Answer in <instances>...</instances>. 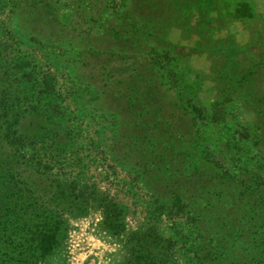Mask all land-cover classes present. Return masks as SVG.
Segmentation results:
<instances>
[{"label":"rangeland","instance_id":"374dc122","mask_svg":"<svg viewBox=\"0 0 264 264\" xmlns=\"http://www.w3.org/2000/svg\"><path fill=\"white\" fill-rule=\"evenodd\" d=\"M6 1L0 7V36L24 19H31L34 32L57 44L25 41L16 45L8 41L11 49L3 57V62L7 60L11 65L15 60L27 59L36 71L56 77L54 97L62 115L54 116L50 124L44 116L33 117L27 127L38 129L39 124H46L68 130L74 144L60 153L61 161H49L43 155L42 161H49L54 173L93 184L98 197L121 204L127 230L147 223L151 209L149 190L139 177L142 166L134 165V161L123 162V93L134 72L150 71L146 77L155 79L152 86L157 87L166 103L162 116L167 115L171 124L165 131H172L179 140H198L187 146L196 152L198 165H209L216 173L229 175H237L243 168L257 169L264 179V168L255 166L259 153L252 128L257 118L254 110L236 95L224 103L217 121L211 116L218 109L215 102L222 99L217 89L219 75L214 69L217 60L211 52L222 46L232 47L240 58L259 51L264 46V0H239L252 7L253 15L248 18L227 14L238 0H218V4L217 0H207L215 6H207L202 16L192 5L197 0H182V25L174 19L158 35L142 27L138 15L144 9L143 0H45L48 6L36 3L34 7H26L20 0ZM18 4L28 12L18 10ZM74 45L82 50L79 57H86L84 61L74 59L68 65L66 60L56 67L54 61L66 57L60 53L65 48H71L69 56H75ZM14 72V77L21 78V70ZM194 109L202 110L201 117L194 118ZM145 131L151 136L153 127ZM38 145L45 147L43 143ZM198 183L196 186L191 181L188 187L192 188L188 191L190 205L203 196L204 182ZM161 190L166 195L174 190L187 193L183 192L186 186ZM188 215L173 212L158 217L161 232L172 239L169 259L173 264H196L194 250L199 237ZM63 218L66 224L61 243L35 264H123V238L104 230L102 210L96 201L90 200L81 215L67 211Z\"/></svg>","mask_w":264,"mask_h":264},{"label":"trees","instance_id":"16d2710c","mask_svg":"<svg viewBox=\"0 0 264 264\" xmlns=\"http://www.w3.org/2000/svg\"><path fill=\"white\" fill-rule=\"evenodd\" d=\"M179 1L182 0L158 3L143 0L144 9L138 15L143 29L158 35L174 19L182 25L179 5L183 3ZM20 2L26 7L49 3L45 0ZM207 2L197 0L192 5L200 15H205L207 6H215ZM6 3L0 0V7ZM20 8L27 11L23 4H18ZM229 12L234 18L253 15L248 2L239 0ZM30 20L24 19L15 28L6 30L5 40L0 36V264H35L52 254L61 243L65 212L81 215L90 200L96 201L102 210L104 230L123 238V264H173L169 259L172 239L161 232L157 223L158 217L173 212L190 213L188 218L199 237L194 250L196 264H264V179L257 169L243 168L237 175H229L218 174L209 165H198L196 152L187 147L198 140H179L172 131H165L171 128L168 116H162V106L166 103L157 87L152 86L155 79L146 77L150 71L134 72L123 93V162L134 161V165L143 168L139 177L149 190L151 207L147 223L127 230L121 204L105 196L98 197L93 184L51 171L49 161H61L60 153L74 144L70 132L49 128L46 124L38 123V129H29L27 125L33 117L44 116L50 124L54 116L62 115L54 97L56 77L36 71L27 59L15 60L13 65L7 60L3 62L11 49L10 43L20 45L27 41L57 46L55 41H46L38 31L34 32ZM74 49L78 57L69 56L71 48L69 51L65 48L60 53L66 57L54 61L56 67L66 60L68 65L74 59L84 61L86 57L80 58L82 50L77 45ZM217 49L211 55L217 60L216 68L213 67L219 75L217 89L222 99L215 102L218 109L213 110L212 121L218 120L225 102L234 100L236 95L242 98L257 116L252 126L259 153V163L255 166L264 168V46L259 51L239 55L240 58L235 48ZM14 69L21 70V78L14 77ZM18 82L22 87L15 88ZM194 111V118L201 117L202 110ZM148 126L153 127L151 136L145 131ZM143 139L146 143H142ZM42 155L49 161H42ZM191 181L196 186L200 185L199 181L204 183H201V200L190 205ZM174 185L186 186L183 192L187 193L174 190ZM161 189L174 191L166 195Z\"/></svg>","mask_w":264,"mask_h":264}]
</instances>
